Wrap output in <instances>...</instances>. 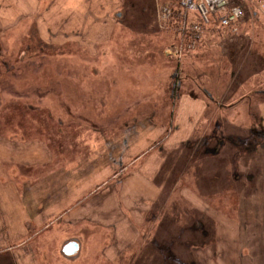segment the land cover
<instances>
[{
    "label": "rangeland",
    "instance_id": "obj_1",
    "mask_svg": "<svg viewBox=\"0 0 264 264\" xmlns=\"http://www.w3.org/2000/svg\"><path fill=\"white\" fill-rule=\"evenodd\" d=\"M179 2L0 0V146L23 148L0 153L18 163L2 193L36 185L21 251L39 264H264V228L237 216L264 190V7L190 50L159 18Z\"/></svg>",
    "mask_w": 264,
    "mask_h": 264
},
{
    "label": "crops",
    "instance_id": "obj_2",
    "mask_svg": "<svg viewBox=\"0 0 264 264\" xmlns=\"http://www.w3.org/2000/svg\"><path fill=\"white\" fill-rule=\"evenodd\" d=\"M221 33H224V31ZM260 148H262L263 150L260 151ZM260 148L256 149L255 154L252 155V157L248 161V163H250L251 170H254L255 165L259 167L262 164L264 167V146ZM22 149L23 148L17 147V146H0V153L1 154L14 153V152L19 153ZM33 153L36 154L37 152L34 151ZM41 164L42 162H39V165ZM8 169L13 172L16 171L18 169V163H16V161L14 160L10 162V161H7L6 158H1L0 159V254L2 250L7 249V251H9V249L12 247L11 248L12 256H13V261L15 264H37L38 261L36 260V255L31 249H30L31 252L29 250L22 252L21 250H24L23 249L24 248L23 245L25 243L24 239L27 236V233H29L28 228L30 226V223L35 222L37 214L39 213V211L35 210V206L33 204L30 205V203H40L42 197L36 193V189H35L36 185L34 183L30 184L31 190L27 188V190H23L22 194H18V195L15 194V196H9L8 193L3 194L2 193V177H3L4 171ZM255 177L256 176L254 175H252V177L251 175H249V178H251V181H253ZM259 178H262V175ZM257 179L258 178H255V181ZM260 181L261 180H259L258 183ZM255 187L250 190L246 188L244 190H241L239 193L240 201H239V208L237 210V216L239 215V218L241 219L240 221L241 225L239 226V228L241 230V234L244 236L252 235L253 231H255L256 228H264V224L256 223L253 226H249V229H247V225H245L243 216L241 214L242 208H248L249 210L252 209L253 211H255L256 204L264 202V194L262 193L264 190L258 193V188H255ZM162 193H163V189H162ZM11 195H14V194H11ZM161 197L162 196L159 193V198L157 200L160 201ZM250 199L252 200L250 203H248L247 201ZM10 201L16 202V204L14 206H10L8 204V202ZM3 202L5 203V206H2L1 203ZM147 202L150 203L151 206L146 207L145 209L146 213L150 212L152 207L156 205V203L152 200L150 201L147 200ZM251 203L254 205L251 206ZM73 241H76V240H73ZM69 242H72V241H69ZM6 245H9V247H7ZM80 248L81 246L79 243L78 253L80 251ZM30 256L32 257V259L30 258ZM75 256H68V257H75ZM34 260H36L35 263H34Z\"/></svg>",
    "mask_w": 264,
    "mask_h": 264
},
{
    "label": "built area",
    "instance_id": "obj_3",
    "mask_svg": "<svg viewBox=\"0 0 264 264\" xmlns=\"http://www.w3.org/2000/svg\"><path fill=\"white\" fill-rule=\"evenodd\" d=\"M257 1L264 7V0ZM192 12L195 14L192 15ZM245 17L243 0H180L178 5L163 6L159 13L165 26L173 21L179 25L175 28L190 50L205 41L208 35L214 34L215 30L237 34Z\"/></svg>",
    "mask_w": 264,
    "mask_h": 264
},
{
    "label": "water",
    "instance_id": "obj_4",
    "mask_svg": "<svg viewBox=\"0 0 264 264\" xmlns=\"http://www.w3.org/2000/svg\"><path fill=\"white\" fill-rule=\"evenodd\" d=\"M79 250V243L76 241L69 242L63 248V253L66 256H75Z\"/></svg>",
    "mask_w": 264,
    "mask_h": 264
},
{
    "label": "trees",
    "instance_id": "obj_5",
    "mask_svg": "<svg viewBox=\"0 0 264 264\" xmlns=\"http://www.w3.org/2000/svg\"><path fill=\"white\" fill-rule=\"evenodd\" d=\"M179 3H175V5H178Z\"/></svg>",
    "mask_w": 264,
    "mask_h": 264
}]
</instances>
